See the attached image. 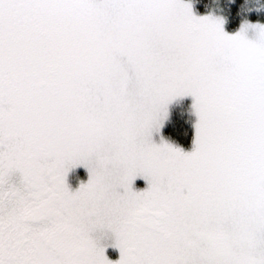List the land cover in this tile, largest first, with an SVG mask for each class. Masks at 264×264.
Here are the masks:
<instances>
[{"label":"snow or ice","instance_id":"6c2138e0","mask_svg":"<svg viewBox=\"0 0 264 264\" xmlns=\"http://www.w3.org/2000/svg\"><path fill=\"white\" fill-rule=\"evenodd\" d=\"M184 96L188 153L152 141ZM0 264H264V26L228 35L183 0H0Z\"/></svg>","mask_w":264,"mask_h":264},{"label":"rangeland","instance_id":"374dc122","mask_svg":"<svg viewBox=\"0 0 264 264\" xmlns=\"http://www.w3.org/2000/svg\"><path fill=\"white\" fill-rule=\"evenodd\" d=\"M184 3H189L192 6V11L195 16L199 17H205L210 16L215 19H219L223 21V30L228 35H235L238 32H240L241 28L245 24L249 25H261L264 26V19H258L254 20L252 17L254 15L261 16L264 14V1L262 0H243L240 3L241 9H240V24L235 27H230V15H228V9L230 6H234L236 3H238V0H212L210 3V6L204 10L201 11L198 9V3L200 0H183ZM230 13V11H229ZM247 38L249 40H255L257 37V33L254 29L249 28L246 32ZM194 104V98L191 96H184V97H178L175 100H173L168 106H167V118L163 122V127L159 132H153L152 135V141L153 143L159 145L162 142L167 143L175 148H179L183 150L185 153L191 152L194 148V139L192 141V144L190 146H183L177 142H174L170 139H168L164 135V129L169 124L170 120L174 116H183L185 114H189L192 117L194 128L195 124L197 122V116L195 114V110L193 108ZM89 173L86 168L83 166H78L76 168H73L69 171L66 182L71 190L75 191L77 190L82 183H87L89 180ZM148 187V184L146 180L143 178H137L133 183V190L135 191H142L145 190ZM113 235V234H112ZM113 241H115V237L113 235ZM119 257L116 259H112V257L109 258V260L115 262L118 261L120 258V251L118 254Z\"/></svg>","mask_w":264,"mask_h":264},{"label":"trees","instance_id":"16d2710c","mask_svg":"<svg viewBox=\"0 0 264 264\" xmlns=\"http://www.w3.org/2000/svg\"><path fill=\"white\" fill-rule=\"evenodd\" d=\"M211 1L212 0H200V2L198 3V9L201 11L206 10L210 6ZM238 1H239L238 3H236L234 6H230V8L228 9L227 14L230 15L229 21L231 28H235L240 24V20H241L240 9H241V4L244 3H240L243 0H238ZM252 19L254 20L264 19V14H262L261 16L254 15ZM164 135L168 139L177 142L183 146H190L192 144L195 135V128L192 117L189 114L172 117L169 124L164 129Z\"/></svg>","mask_w":264,"mask_h":264},{"label":"flooded vegetation","instance_id":"af4514ba","mask_svg":"<svg viewBox=\"0 0 264 264\" xmlns=\"http://www.w3.org/2000/svg\"><path fill=\"white\" fill-rule=\"evenodd\" d=\"M97 236L99 238L101 245L105 246L106 248L105 255L108 257V259L110 257H112V259H116L117 257H119L118 256L119 249L111 246L114 243L112 233L110 232L98 233Z\"/></svg>","mask_w":264,"mask_h":264}]
</instances>
